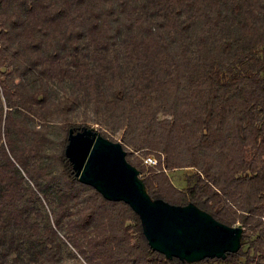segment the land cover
I'll return each mask as SVG.
<instances>
[{"label":"trees","instance_id":"trees-1","mask_svg":"<svg viewBox=\"0 0 264 264\" xmlns=\"http://www.w3.org/2000/svg\"><path fill=\"white\" fill-rule=\"evenodd\" d=\"M90 129L151 201L239 244L155 249L130 204L78 180ZM0 264H264V0H0Z\"/></svg>","mask_w":264,"mask_h":264},{"label":"water","instance_id":"water-1","mask_svg":"<svg viewBox=\"0 0 264 264\" xmlns=\"http://www.w3.org/2000/svg\"><path fill=\"white\" fill-rule=\"evenodd\" d=\"M78 180L95 187L108 199L130 204L140 215L150 244L170 256L185 258V254L202 249V257L221 254L232 249L222 250L218 248L220 244L240 231L239 227L218 224L193 205L176 207L161 200L151 201L138 180L137 170L125 160L121 144L99 134L93 138Z\"/></svg>","mask_w":264,"mask_h":264},{"label":"rangeland","instance_id":"rangeland-1","mask_svg":"<svg viewBox=\"0 0 264 264\" xmlns=\"http://www.w3.org/2000/svg\"><path fill=\"white\" fill-rule=\"evenodd\" d=\"M97 135V131L90 129L84 136L73 139L70 149V156L74 160L76 166L80 169L85 162L86 156L90 149L93 138ZM189 171H174L170 172L169 176L173 183L178 188L184 187V178ZM240 232L237 231L234 237L226 239L220 244L218 248L234 249L240 241ZM205 254V249L199 251H193L185 254V258L188 260H196Z\"/></svg>","mask_w":264,"mask_h":264},{"label":"built area","instance_id":"built-area-1","mask_svg":"<svg viewBox=\"0 0 264 264\" xmlns=\"http://www.w3.org/2000/svg\"><path fill=\"white\" fill-rule=\"evenodd\" d=\"M144 164L147 166H155L157 161L154 156L148 155L143 159Z\"/></svg>","mask_w":264,"mask_h":264}]
</instances>
